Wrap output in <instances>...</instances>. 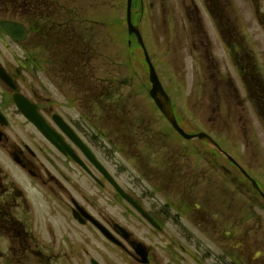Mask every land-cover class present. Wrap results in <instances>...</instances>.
Instances as JSON below:
<instances>
[{
    "label": "flooded vegetation",
    "instance_id": "af4514ba",
    "mask_svg": "<svg viewBox=\"0 0 264 264\" xmlns=\"http://www.w3.org/2000/svg\"><path fill=\"white\" fill-rule=\"evenodd\" d=\"M133 5L137 22H184L176 30L190 38L188 55L209 66L196 86L216 104L213 125L188 109L189 95L177 109L163 85L184 130L214 141L178 132L149 79L142 85L152 109L131 103V84L104 77V64L92 61L86 36L71 28L73 17L59 15L57 2L0 0V157L17 174L11 179L0 167V238L88 263L93 230L135 264H264V0ZM8 21L20 25L22 39L6 30ZM223 118L229 125L219 126Z\"/></svg>",
    "mask_w": 264,
    "mask_h": 264
},
{
    "label": "rangeland",
    "instance_id": "374dc122",
    "mask_svg": "<svg viewBox=\"0 0 264 264\" xmlns=\"http://www.w3.org/2000/svg\"><path fill=\"white\" fill-rule=\"evenodd\" d=\"M53 1L57 2V10L61 17L67 19L73 17L71 28L76 29L79 35L86 36V42L91 46V52L94 55L92 61H99L106 68L104 77L120 78L124 84L130 83L125 93L133 94L130 97L131 103H134L138 109H152L147 96L148 89L145 84L142 85L149 78V68L136 37L128 32L125 20L126 0ZM87 16H89V21L84 20ZM138 23L162 82L172 88L170 95L175 100L177 109L184 104L186 96L189 95L191 105L188 109L194 112L202 110L203 120L210 126L213 125L211 116L216 113V104L214 106L208 98H201L203 96L198 94V86H196L198 79L209 76L207 71L209 66L203 60L195 63V58L188 55L187 51L192 49L189 44L190 38L187 37L185 40L186 34L179 36L176 30L184 22L144 21ZM183 40H185V47L182 44ZM217 69H220V65H217ZM229 71L237 77L233 68H229ZM219 76L226 77L225 70H222ZM198 102H201L203 107L196 109L195 104ZM224 108L222 103L220 111ZM154 109L156 110L157 107L155 106ZM222 120L219 126L229 125L227 118ZM0 167L10 175L11 179L17 180L16 172L1 157ZM39 206H47V204L43 202ZM54 226L59 236L60 230L57 229L59 225L54 223ZM38 234L40 238L43 236L48 239L45 232L41 234L38 231ZM88 246L90 255L103 264H135L128 254L107 244L96 231L89 232ZM51 247L34 243L29 246L32 250L25 251L24 246L20 245L15 236L13 239L2 237L0 238V253L3 256H0V264H91L82 262V260L70 262L54 258L51 256L53 253L50 250Z\"/></svg>",
    "mask_w": 264,
    "mask_h": 264
},
{
    "label": "water",
    "instance_id": "95a60500",
    "mask_svg": "<svg viewBox=\"0 0 264 264\" xmlns=\"http://www.w3.org/2000/svg\"><path fill=\"white\" fill-rule=\"evenodd\" d=\"M131 6H132V0H128V28L130 33H135L144 49V53L146 56L147 63L149 65V72H150V80L153 84L151 89V95L153 96L154 100L156 101L159 108L162 110V112L168 117V119L171 121L172 125L182 134L187 135L188 137H193V135H190L184 131V129L178 124L177 119L174 115V110L172 107L171 99L169 95L166 93L162 82L160 81L159 75L157 73V70L155 68V65L150 57V54L148 52V49L146 48V45L144 43L142 33L140 31V28L135 25L131 18ZM4 26L6 30L14 36L16 39H19V33L21 32V28L18 24L13 22H5ZM20 107L25 111V113L43 130V132L49 137L50 139H53L52 132L47 126L38 119V117L33 113L29 112L26 108V104L22 102L19 98H16ZM202 138L208 137V134L206 133H200L198 134ZM93 264H100L97 261H93Z\"/></svg>",
    "mask_w": 264,
    "mask_h": 264
}]
</instances>
